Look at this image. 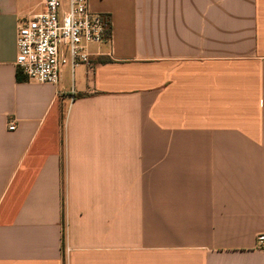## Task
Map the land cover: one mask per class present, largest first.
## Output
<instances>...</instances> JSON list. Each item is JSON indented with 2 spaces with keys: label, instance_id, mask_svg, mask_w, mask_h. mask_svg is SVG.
Segmentation results:
<instances>
[{
  "label": "crops",
  "instance_id": "0c3cea01",
  "mask_svg": "<svg viewBox=\"0 0 264 264\" xmlns=\"http://www.w3.org/2000/svg\"><path fill=\"white\" fill-rule=\"evenodd\" d=\"M43 5L0 0V264H264V0H88L55 85L15 66Z\"/></svg>",
  "mask_w": 264,
  "mask_h": 264
},
{
  "label": "built area",
  "instance_id": "2783aa9c",
  "mask_svg": "<svg viewBox=\"0 0 264 264\" xmlns=\"http://www.w3.org/2000/svg\"><path fill=\"white\" fill-rule=\"evenodd\" d=\"M108 22L89 10L88 0H44L43 11L21 22L16 32L15 66L27 81L58 83L62 67L88 64L87 47L107 39ZM15 130V122L8 123ZM264 253V235L256 239Z\"/></svg>",
  "mask_w": 264,
  "mask_h": 264
},
{
  "label": "trees",
  "instance_id": "16d2710c",
  "mask_svg": "<svg viewBox=\"0 0 264 264\" xmlns=\"http://www.w3.org/2000/svg\"><path fill=\"white\" fill-rule=\"evenodd\" d=\"M108 25H109V23H108Z\"/></svg>",
  "mask_w": 264,
  "mask_h": 264
}]
</instances>
